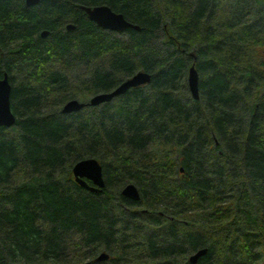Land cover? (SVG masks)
I'll list each match as a JSON object with an SVG mask.
<instances>
[{"label": "trees", "instance_id": "trees-1", "mask_svg": "<svg viewBox=\"0 0 264 264\" xmlns=\"http://www.w3.org/2000/svg\"><path fill=\"white\" fill-rule=\"evenodd\" d=\"M95 5L138 28L99 27ZM138 71L150 82L61 112ZM4 74L0 264H191L202 248L194 264H264V0H0ZM88 157L96 192L72 174Z\"/></svg>", "mask_w": 264, "mask_h": 264}, {"label": "water", "instance_id": "water-1", "mask_svg": "<svg viewBox=\"0 0 264 264\" xmlns=\"http://www.w3.org/2000/svg\"><path fill=\"white\" fill-rule=\"evenodd\" d=\"M40 0H25V4L30 6L38 3ZM85 12L87 18L99 27L114 31L123 32L127 28H138L136 25L131 24L124 19L123 15L112 11L106 5H95V6H81ZM67 29L73 28V25L69 24L66 26ZM47 32L43 31L41 35H46ZM151 75L147 72L138 71L128 79L122 81L117 87L108 92H99L91 97L87 102L80 101L78 99H71L67 101L61 108L62 113H72L83 109L86 106H98L103 103L111 101L114 97L126 92L132 87L144 85L150 82ZM187 84L190 95L193 99H198V74L194 67L191 65L188 69ZM10 91L11 85L8 81L7 74H4L0 78V127H11L15 122V116L11 111L10 107ZM72 174L76 183L81 185L83 188L90 191H99L104 186V180L102 176V167L98 160L92 157L84 158L77 161L72 166ZM121 194L131 200L139 199V192L137 187L133 183L126 184ZM206 253V249L202 248L192 253L188 260L191 264H194L200 256ZM108 254L100 252L97 256L98 261L106 260Z\"/></svg>", "mask_w": 264, "mask_h": 264}]
</instances>
